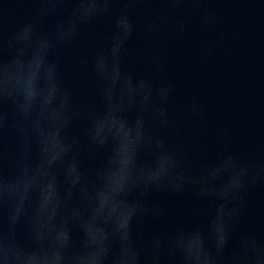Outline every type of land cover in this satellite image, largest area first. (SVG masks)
I'll return each mask as SVG.
<instances>
[{
	"label": "clouds",
	"instance_id": "1",
	"mask_svg": "<svg viewBox=\"0 0 264 264\" xmlns=\"http://www.w3.org/2000/svg\"><path fill=\"white\" fill-rule=\"evenodd\" d=\"M209 2L0 4V264H264V234L241 229L251 191L264 187V148L245 156L225 144L195 157V139L177 132L169 111L174 83L127 66L141 13L142 62L163 73L169 34L184 42L193 16L204 32L218 25ZM11 3L32 7L9 28ZM106 20L103 42L72 59L91 90L69 86L65 55L85 26ZM188 111L205 117L196 99ZM156 195L189 203L169 223Z\"/></svg>",
	"mask_w": 264,
	"mask_h": 264
},
{
	"label": "water",
	"instance_id": "2",
	"mask_svg": "<svg viewBox=\"0 0 264 264\" xmlns=\"http://www.w3.org/2000/svg\"><path fill=\"white\" fill-rule=\"evenodd\" d=\"M3 3L4 0H0V4ZM205 6L216 14L218 25L204 32L197 17L193 16L184 42L176 41L169 34L163 50L167 71L163 73H157L142 62L148 42L140 33V25L145 20V13H141L136 18L138 35L128 45L127 66L133 72L154 74L158 79L174 83L175 93L169 111L177 120V132L195 139V157L211 158L225 144L250 156L264 148V0H210ZM6 7L10 28L27 19L26 9L32 5L11 3ZM142 7L151 12L164 5ZM53 23L54 20H49L47 26ZM111 26L112 22L106 20L82 30L76 47L64 58L65 79L69 86L82 84L91 90L90 78L78 76L72 59L90 55L91 42L101 44ZM204 46L212 49L211 55L199 54L198 50ZM192 99L205 106L203 120L197 121L189 113ZM154 199L169 209V223L175 222L189 203L187 196L156 195ZM241 229H254L264 234V187L251 191L248 216Z\"/></svg>",
	"mask_w": 264,
	"mask_h": 264
}]
</instances>
